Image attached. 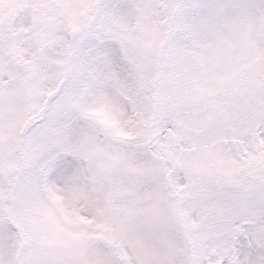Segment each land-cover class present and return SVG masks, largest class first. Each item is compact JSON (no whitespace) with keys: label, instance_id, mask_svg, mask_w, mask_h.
I'll list each match as a JSON object with an SVG mask.
<instances>
[{"label":"snow or ice","instance_id":"1","mask_svg":"<svg viewBox=\"0 0 264 264\" xmlns=\"http://www.w3.org/2000/svg\"><path fill=\"white\" fill-rule=\"evenodd\" d=\"M0 264H264V0H0Z\"/></svg>","mask_w":264,"mask_h":264}]
</instances>
